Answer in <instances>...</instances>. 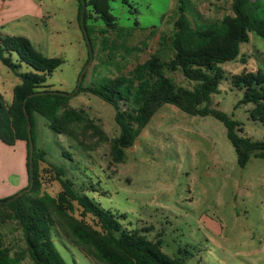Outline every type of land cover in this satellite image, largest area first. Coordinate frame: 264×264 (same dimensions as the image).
Returning <instances> with one entry per match:
<instances>
[{
  "label": "rangeland",
  "instance_id": "374dc122",
  "mask_svg": "<svg viewBox=\"0 0 264 264\" xmlns=\"http://www.w3.org/2000/svg\"><path fill=\"white\" fill-rule=\"evenodd\" d=\"M233 2L112 0L111 12L117 23L112 31L87 8L92 45L89 55L78 22V0H25L28 17L8 27L2 37L24 36L45 56L61 59L62 65L46 84L53 91L71 94L88 63L83 88L128 76L153 55L168 60L172 57L169 38L181 14L193 28L203 27L232 15ZM244 10L255 21L264 19V0H248ZM0 68V76L11 86L21 82L1 61ZM219 68L224 78L211 96L210 107L238 122L241 136L264 141V125L250 116L253 104H240L244 91L232 83L233 77L243 72H264V40L250 33L249 42L241 44L239 57ZM27 71L26 66L20 69ZM167 74L178 86L193 89L198 85L180 71ZM7 90L4 96L10 103L12 91ZM70 105L85 110L110 138L119 136L111 104L80 92L72 96ZM35 139L49 164L62 167L78 189L88 188L86 194L102 208L124 215L126 227L149 229L147 238L160 240L162 251L176 264H264V159L252 155L241 168L226 128L216 118L189 115L165 104L136 143L125 150L120 164L112 162L108 145L85 152L76 141L53 132L37 114ZM17 163L16 148L2 146L0 199L11 196L6 184L14 182ZM42 169L41 194L57 196L62 190L60 183L45 172L50 169L46 164ZM52 239L66 264H93L57 232ZM0 245L22 264H33L14 221L0 223Z\"/></svg>",
  "mask_w": 264,
  "mask_h": 264
},
{
  "label": "trees",
  "instance_id": "16d2710c",
  "mask_svg": "<svg viewBox=\"0 0 264 264\" xmlns=\"http://www.w3.org/2000/svg\"><path fill=\"white\" fill-rule=\"evenodd\" d=\"M78 1V22L82 29V1ZM85 1L87 8H92L109 30L116 28V18L111 12L112 0ZM247 1L234 0L232 15L203 27L193 28L187 17L181 14L169 38L172 48L170 59L153 55L138 64L128 76L109 79L100 87L83 88L81 85L76 96L80 92L89 93L114 107L115 121L120 128V134L115 138H110L102 125L85 110L72 107V97L56 94L30 97L35 93L53 91L46 83L63 61L45 56L24 36L0 37V61L21 81L14 87L10 103L0 91V142L9 147L18 142L26 145L28 185L19 192L34 181L33 188L23 196L16 198L17 192L0 199V223L14 221L17 224L33 264H66L53 242L54 231L93 264H176L162 251L160 240L147 238L145 233L149 229L126 227L122 222L124 215L102 208L86 194L88 188L78 189L74 179L67 177L62 167L47 162L46 153L37 148L35 114L43 117L53 132L76 141L85 152L108 145L112 162L120 164L124 161L125 150L136 143L157 111L163 105L171 104L189 115L212 116L221 121L241 168L247 165L252 155L264 159V141H252L241 136L238 122L210 107L211 96L218 92L220 81L224 78L219 66L239 57L241 44L249 42L250 33L264 40V19H252L244 10ZM87 18L86 9L84 23L89 35ZM23 66L28 68L27 72H20ZM176 71L198 85L193 89L178 86L167 74ZM232 83L235 88L244 91L240 104H253L252 120L264 125V72H243L234 76ZM24 104L30 116L35 144L32 177L29 174V139ZM63 154L70 157L67 152ZM42 164L50 168L45 172L52 175V180L61 185L62 190L57 196L46 192L41 194ZM0 264L22 263L11 256L9 249L0 245Z\"/></svg>",
  "mask_w": 264,
  "mask_h": 264
},
{
  "label": "crops",
  "instance_id": "0c3cea01",
  "mask_svg": "<svg viewBox=\"0 0 264 264\" xmlns=\"http://www.w3.org/2000/svg\"><path fill=\"white\" fill-rule=\"evenodd\" d=\"M25 0H0V37L2 33L7 30L11 25L17 26L20 22L28 17L27 9H25ZM14 36V35H9ZM2 71V68H0ZM13 85V84H12ZM8 89V90H7ZM12 89V90H11ZM14 86L8 83V80L0 76V91L4 95V91H12L13 96ZM5 97V96H4ZM0 148H2L3 143L0 142ZM13 148H16L18 153V163H17V175L14 177V182L10 183L7 181V187L11 190V196L24 189L28 185V176L26 170V145L24 142H18Z\"/></svg>",
  "mask_w": 264,
  "mask_h": 264
},
{
  "label": "water",
  "instance_id": "95a60500",
  "mask_svg": "<svg viewBox=\"0 0 264 264\" xmlns=\"http://www.w3.org/2000/svg\"><path fill=\"white\" fill-rule=\"evenodd\" d=\"M82 1V13H81V17H80V24L87 42V45L89 47V51H92V45L89 39V35L87 32V29L85 27V13H86V9H87V5H86V1L85 0H81ZM92 61V55H91V59L90 62ZM90 63H88V65H86V67L83 69L82 73L79 76L78 79V83H77V87L75 89V91L71 94L68 93H63V92H59V91H43V92H39V93H35L33 95H30V97L32 96H37V95H46V94H56V95H64V96H68V97H72L74 95L77 94V92L80 90L82 82H83V78L84 75L86 73L87 68L89 67ZM28 97V98H30ZM26 104V103H25ZM24 104V108H25V113H26V120H27V132H28V139H29V174L32 177L34 174V151H35V144H34V140H33V135H32V124H31V120H30V116L29 114L26 112V106ZM34 186V181L30 182V186L25 189L24 191L19 192L16 195V198H19L21 196H23L25 193L29 192Z\"/></svg>",
  "mask_w": 264,
  "mask_h": 264
}]
</instances>
